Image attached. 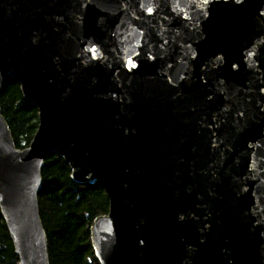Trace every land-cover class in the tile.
<instances>
[{
    "label": "water",
    "instance_id": "1",
    "mask_svg": "<svg viewBox=\"0 0 264 264\" xmlns=\"http://www.w3.org/2000/svg\"><path fill=\"white\" fill-rule=\"evenodd\" d=\"M8 75L39 112L21 149L0 108L19 264H50L51 152L109 196L101 264H264V0H0Z\"/></svg>",
    "mask_w": 264,
    "mask_h": 264
},
{
    "label": "trees",
    "instance_id": "2",
    "mask_svg": "<svg viewBox=\"0 0 264 264\" xmlns=\"http://www.w3.org/2000/svg\"><path fill=\"white\" fill-rule=\"evenodd\" d=\"M0 108L18 148L30 145L39 125L35 104L25 98L20 83L5 77ZM39 210L46 231L50 264H101L92 241L97 217L109 211L106 190L95 183L78 182L69 163L51 152L41 170ZM0 264H19L6 220L0 207Z\"/></svg>",
    "mask_w": 264,
    "mask_h": 264
}]
</instances>
